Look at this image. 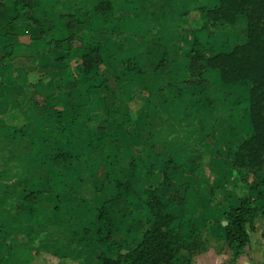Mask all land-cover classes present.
<instances>
[{"label": "rangeland", "instance_id": "obj_1", "mask_svg": "<svg viewBox=\"0 0 264 264\" xmlns=\"http://www.w3.org/2000/svg\"><path fill=\"white\" fill-rule=\"evenodd\" d=\"M202 1L198 0L201 4ZM206 10L204 7L201 12L189 15L195 17L194 21L199 25H206L202 26L203 31L195 34L196 30L191 33L183 27L179 30L182 40H177L176 47L182 50H190L193 45L190 37H198V59L189 78L185 74L179 77L178 72L174 74V88L163 85L167 77L165 72L142 73L127 69L132 62L139 70L143 66L141 57L144 52L137 29L127 34V40L124 34L120 36L122 48L116 52L117 57H113L115 47L110 45L104 32L91 35L90 26L85 23H75L71 31L70 28L51 40L50 34L54 32L51 25L23 20L15 24L14 28L25 31L19 30L21 44L18 54L0 58V102L5 90L6 101L10 99L8 103L0 104V171L13 176L10 165L15 161L17 167L20 163L21 177L30 174L36 178L51 175L57 178V165L51 163L64 158V165H61L68 174L61 177L68 178V187L80 196L85 190L86 197L90 195L88 190L95 189L94 200L85 203L87 210H96L100 204L109 202L111 230L116 236L110 238V242L114 240L118 249L120 244L130 248L140 239L146 226L147 210L140 191L157 186L169 194L168 179L163 178L161 169L167 159H180L181 148L184 147L189 152L187 161L170 179L172 185H169L175 187L172 192L182 219L179 225L184 226L189 218L196 220L203 226L199 238L201 246L216 240L219 250L227 252L226 240L221 233L223 216L232 208V203L247 194L249 179H245L247 171L235 169L230 161L225 162V154L220 153L225 146L233 154L239 146L236 130L230 126L235 124L236 104L217 101L221 103L212 105L205 102L201 105L196 104L199 99H194L206 91V85L198 81L203 67L202 58L225 46L228 48L227 41L236 36L232 27L217 26L209 30L208 18L205 17L201 23L199 17L200 13L204 17ZM140 12L141 8L134 3L133 24L140 17ZM176 14L183 16L187 13L182 9ZM151 25L145 41L147 52L151 54L150 64H147L150 69L166 48L165 42L160 40L162 33H156L157 26ZM118 26H123L121 21ZM243 27L246 31V25ZM27 29L36 32V40H30ZM245 31L237 35V39L233 38L230 47L244 42ZM226 32H233V36ZM100 37L106 40L100 42ZM219 43L223 45L212 49ZM131 53L132 60L128 59ZM113 67L117 69L113 70ZM76 77L77 82L74 81ZM193 81L199 85V91H194ZM159 83L163 88L157 90ZM224 97L228 98L230 94ZM77 105L80 106L75 108ZM240 112L248 116L247 108ZM228 117V123L223 126L219 120L225 118L226 121ZM65 136H71L80 145L71 156L68 150L62 149L69 144L67 138L64 142ZM187 147L198 151L192 153ZM192 155L198 162L192 159ZM70 160L77 168L68 166ZM153 162H157V168L151 165ZM23 170L28 173L23 174ZM76 179H82L83 183L75 184ZM6 199L13 201L10 197ZM31 200L30 197L26 199L27 202ZM66 202L69 203L59 200V205ZM209 208L213 210L210 212ZM171 211L174 210L171 208ZM256 224L264 225V218L258 217ZM212 225L218 227L217 234L210 231ZM39 234L36 233L37 241ZM228 260L229 253L222 264H228Z\"/></svg>", "mask_w": 264, "mask_h": 264}, {"label": "crops", "instance_id": "obj_2", "mask_svg": "<svg viewBox=\"0 0 264 264\" xmlns=\"http://www.w3.org/2000/svg\"><path fill=\"white\" fill-rule=\"evenodd\" d=\"M134 3L137 4V7L141 8L140 17L136 19L135 24L132 23L134 19L132 13ZM215 5L216 0H203L202 4L198 2V0H0V58L7 55L16 56L18 54V46L21 44L20 38L18 40V36L20 35V31L24 33L25 31L14 27L15 24L21 23L22 20L25 22L30 21L37 24L53 26L54 32L50 34L52 35L50 40L56 39L57 34L68 32L70 28L71 31L75 23L76 25H83L85 23V25L90 26L91 35H96L102 31L104 32L105 38L107 37L110 45L115 47V52L112 50L109 51L114 52L113 57H117L116 52L122 48L123 39L120 38V36L124 34L127 40V34L133 33L134 29H137L141 35L144 52L141 57L143 66H141L139 70L136 68V65H133L134 62H132V65L127 69L130 72L142 73L150 71L153 73L165 72L167 77L163 85L166 87L171 85V87L174 88L173 81L176 80L174 74L178 72L179 77L185 74L188 75L189 78L191 75L190 71H194L195 60L198 59V57L192 59V48L190 50H182L178 46L176 47L177 40H182L180 31L182 27L190 31V33L192 30H196L195 34L203 31L204 29H202V26L206 27V25H199L198 22L196 23V21H194L196 18L190 17L189 15L191 12H201L204 7L209 10ZM182 9H184L187 14L183 16L176 14V11L178 13V11L180 12ZM153 10L154 12H152ZM85 13L87 15H85ZM199 17L201 23H203V19L207 16L205 15L203 17V13H200ZM120 21L123 26H118ZM206 23H208L207 28H210L209 30H214L217 26L226 29L232 27L236 33V36L233 37L234 39H237V35L240 36V34H243L245 31L244 25H246L247 28V21L243 16H237L234 24L219 21L214 26H210L209 22ZM151 24L157 26L156 33H162L160 40L165 42L166 48L163 54H160V60L150 69V66L147 64H150L149 58L151 54L150 51L149 53L147 52L148 44H146L145 41L148 40ZM26 33H28L31 41L37 39L34 30L27 29ZM229 33L231 34L229 36H233V32H226V34ZM245 33L244 42L236 43L234 46L246 42L247 30ZM143 34L146 35V38ZM216 35L217 33H214V36ZM62 38H64V36ZM105 38L100 37L99 41L103 42L106 40ZM197 38L196 35L192 36V38L190 37V39L193 40V44L199 42ZM226 38H228V36H226ZM233 38L227 41L228 48L225 46V41V48L215 53L229 52L234 47H230ZM219 45L223 44L219 43L212 49H216ZM6 48L8 51H6ZM34 50L33 48V53H35ZM97 51H99V49ZM215 53H210V55L204 57V59L202 58L203 62L201 64L203 67L198 81L206 85V91L205 94L202 93V95L194 99H199L196 101V104L201 105H204L205 102H210L212 105H219L221 102L217 103V101H224V103L233 101L236 104L237 114L233 116L234 118L236 117L235 124L230 126L236 130V140H238L239 145L244 140L249 139L253 134L249 115L246 116L240 112L245 111L248 107L249 88L245 82L225 84L221 81L217 70L207 67L206 61L208 57ZM118 55H120V53H118ZM200 55L203 57L202 53ZM128 56V59H133V53L128 54ZM112 69L116 70L117 68L113 67ZM186 80L188 79L186 78ZM74 81L77 82L79 80L76 77ZM192 84H194V91H199V85L195 84V81H193ZM160 85L161 83L158 84L157 90L163 88ZM146 88L152 90L149 86ZM6 92L7 90L2 94L4 96L0 104L10 101V99L6 101ZM227 94H230V97L225 98L224 96ZM11 101L14 103V98H12ZM79 106L80 105H77L75 108ZM70 107L71 105L69 104V108ZM215 119L217 118L215 117ZM211 120L212 118L209 121ZM224 120H222V118L219 120L222 121L223 126L228 123L229 117L226 121ZM226 127L229 128V126ZM8 133H11V131ZM65 138H67L66 140L69 144L62 149L68 150L67 153L70 152L69 155L71 156L74 150L78 149L80 145L76 143L71 136H65L64 142ZM200 147L204 148L203 146ZM181 149V158H177L176 160L173 158L167 159L165 166L161 169L163 178L168 179L166 183L170 193H164L159 187L151 186L145 187L139 194L146 207L147 218L149 217V212L143 196L145 190L156 188L159 191V195L170 197L174 202L171 207L174 210L172 212L178 217L176 223L178 226L183 227V225H179V222L182 220L181 214H178V201L172 192L175 187H169V185H172V180L170 179L176 175L178 169L183 167L184 163L187 161L185 159L189 155L186 148L183 147ZM187 149L189 151L191 150L192 153L198 151V149L194 147H187ZM63 152H65V150H63ZM220 153H224L225 162L230 161L231 166L234 167V153L231 154L229 148H225V146L222 147ZM203 154L204 153H200V155ZM193 157L192 155V159L198 162L197 159ZM63 161L64 158L60 162L51 163L57 165V175L55 176L57 178H54L53 175L36 178L30 174L29 176L25 175L21 177L20 163H18L19 167H17L15 161L10 165L13 170V176H6L4 172L0 171V264H100L101 255H105L109 258H117L125 251L135 247L141 241L140 237L137 243L130 248H126L120 244L119 249L114 245V240L112 243L110 242V238L116 236L111 230L112 225L109 202L100 204L96 210H87L85 203L94 200L93 196L95 195V189L88 190L90 195L86 197L84 196L85 190L82 191V196H80L73 188L68 187V178L64 179L61 177L63 174H68L67 169L62 166L64 165ZM60 165L61 167H59ZM151 165L157 168V162H153ZM68 166L77 168L71 163V160L68 162ZM240 170L247 171L245 169ZM169 171L171 173L167 176L166 172ZM26 173L28 172L23 170V174ZM247 173L248 176H245V179L248 178L249 183L245 196H249L258 208L257 218H264V172L253 174L247 171ZM65 180L66 182H64ZM75 181L77 185L83 183L82 179H76ZM251 191L253 192L249 194ZM7 197H10L13 201L9 202L6 199ZM29 197L32 200L27 202L26 199ZM64 199L69 203L66 202L65 205H59V200L65 202ZM239 200L240 198L236 200V203H232V208L238 204ZM104 204L108 206L107 212L109 222L101 226L98 222V216L100 208ZM209 210L211 212L213 208H209ZM257 218L254 221L253 228L250 229V227H248V243L244 246L235 264H264V225H255ZM186 224L184 226H186ZM146 227L147 224L145 229ZM93 228L95 229V233ZM217 229L218 227L216 225L210 226V231H212L213 234H217ZM36 233H40L38 241L35 240ZM57 235H59L58 239ZM218 246L219 244L216 240L208 241L204 243V246L200 244L199 249L194 252L196 254L191 257V264H222L226 255H228V250L227 252L220 251ZM201 248L202 250H200ZM225 248H227V245H225ZM116 250L118 251L117 253ZM192 254L193 253H191V255Z\"/></svg>", "mask_w": 264, "mask_h": 264}, {"label": "trees", "instance_id": "obj_3", "mask_svg": "<svg viewBox=\"0 0 264 264\" xmlns=\"http://www.w3.org/2000/svg\"><path fill=\"white\" fill-rule=\"evenodd\" d=\"M206 16L210 26L219 21L234 24L237 16L247 21L246 42L227 53L211 55L206 64L218 71L223 83L248 85L247 112L253 134L239 144L233 166L253 174L264 172V0H216ZM197 45L198 42L192 45V59L198 57ZM143 196L149 217L141 241L117 258L101 255L100 264H191V253L199 249L203 226L193 219L186 226H178V217L171 211L173 200L159 195L158 189H147ZM107 208V204L100 208L101 226L109 222ZM257 216L258 208L249 196L240 198L235 207L224 213L221 228L229 253L228 264H235L241 255L249 240L248 227Z\"/></svg>", "mask_w": 264, "mask_h": 264}]
</instances>
